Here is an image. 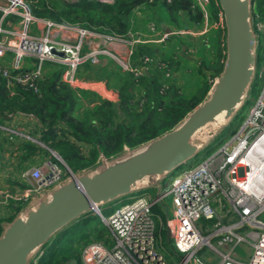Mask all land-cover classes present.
Returning a JSON list of instances; mask_svg holds the SVG:
<instances>
[{"label":"built area","instance_id":"2783aa9c","mask_svg":"<svg viewBox=\"0 0 264 264\" xmlns=\"http://www.w3.org/2000/svg\"><path fill=\"white\" fill-rule=\"evenodd\" d=\"M192 1L206 20L210 16L207 4L217 5V0ZM143 3L136 7H144ZM217 16L222 23L220 10ZM257 20L260 19L256 16L253 21ZM261 22L255 27L264 42V19ZM91 32L77 25L38 19L23 0H0V77L7 86L15 83L35 90L36 84L47 77L46 63H53L63 66L60 80L71 87L83 88L82 81L75 77L76 68L87 61L93 63L103 54L121 55L127 42L120 37ZM256 73L244 99L252 104L243 119L234 125V131L226 133L204 159L163 180L153 198L135 195L107 217L97 209L112 244L106 247L100 240L84 244L75 264H170L155 248L156 217L151 211L152 205L165 197L171 205V217L166 221L169 241L173 253L181 254L173 264H188L203 248L212 250L217 258L215 264H264V68ZM104 90L108 91L103 84L95 92L101 96ZM0 128L6 131L7 142H12V135L29 137L19 132L20 129ZM209 130H202L197 138L205 143L216 134L215 129ZM33 139L30 138L38 143ZM105 160L99 154L93 166ZM60 167L44 159L39 166L22 171L20 177L27 185L13 192L0 190V211L22 203L24 209L68 180L72 172L65 169L68 175L64 176ZM214 219L217 220L207 225ZM224 219L231 220L230 224H223ZM245 227L252 231H246ZM157 238L160 240L159 235ZM245 242L250 247L248 258L233 256V247Z\"/></svg>","mask_w":264,"mask_h":264},{"label":"trees","instance_id":"16d2710c","mask_svg":"<svg viewBox=\"0 0 264 264\" xmlns=\"http://www.w3.org/2000/svg\"><path fill=\"white\" fill-rule=\"evenodd\" d=\"M23 1L29 7L31 14L38 19L77 25L99 34L119 37H124L122 34L126 31L130 18L135 25L138 23L139 16L134 17L132 8L142 2H145L143 4L146 8L156 7V12L162 9L166 15L174 18L173 22L177 20L178 11L187 15L191 12L199 15L200 12L190 0ZM253 2L254 0H251V6ZM252 9L251 20L254 17ZM254 10H257L261 16L264 15L259 7ZM218 11V5L211 11L210 19L214 22L219 21ZM212 49L210 61L200 58L194 63L193 69H190L191 77L194 78L192 84L189 80L187 84H179L181 76H178L177 84L167 82L168 70L171 71V75L179 72L180 64L175 58L177 54L175 49H172L171 54L168 55L163 48L158 46L150 48L142 43H136L130 53L131 66L136 68L139 65L140 68L145 69L144 71L141 69L139 74L107 68L111 63L108 57L104 66H94L85 62L76 68L75 77L79 80H103L106 88L116 98L115 101L113 98L104 99L95 91L69 86L60 80L63 66L53 63H46L47 77L36 84L35 90L15 83L7 86L5 80L0 77V118L15 113L31 115L35 119V132L39 133L36 138L38 143L24 140L22 146L25 152L21 156L22 159L30 158V155L34 156L35 152H42L47 155L45 159L63 167L54 157L55 153L72 173L78 174L80 171L92 168L99 154L107 159L115 157L123 153L124 147L129 149L137 147L172 129L188 112L201 103L222 69L225 51L223 24L220 29H215V45ZM156 60L161 61V64ZM182 71L184 73V69L180 71V75ZM241 108L214 136L215 145H218L226 132L234 131V126L231 130L228 129L230 124L235 125L243 119L244 112ZM39 141L44 143L46 148L40 146ZM207 145L199 152L212 148ZM82 149H85V154L82 153ZM167 175L163 180L170 177ZM15 209L18 210V207ZM151 211L156 217L155 229L157 228L159 237L167 241L165 227L170 217L164 214V211L162 213L161 203H155ZM1 212L8 214L1 209L0 223L2 218H7L8 222L9 215L2 217ZM212 221L209 220L207 225ZM57 236L49 239L36 251L37 254L39 251L41 253L37 257L38 264L60 262L55 253L57 246L54 239ZM94 240L96 239L90 241ZM72 259L79 262V254Z\"/></svg>","mask_w":264,"mask_h":264},{"label":"water","instance_id":"95a60500","mask_svg":"<svg viewBox=\"0 0 264 264\" xmlns=\"http://www.w3.org/2000/svg\"><path fill=\"white\" fill-rule=\"evenodd\" d=\"M224 28V61L206 98L172 129L93 166L40 195L0 233V264H28L33 253L63 227L100 205L156 186L192 158L204 140L199 133L227 125L242 107L252 84L256 38L251 29V0H217ZM169 231L167 230V239Z\"/></svg>","mask_w":264,"mask_h":264},{"label":"rangeland","instance_id":"374dc122","mask_svg":"<svg viewBox=\"0 0 264 264\" xmlns=\"http://www.w3.org/2000/svg\"><path fill=\"white\" fill-rule=\"evenodd\" d=\"M64 1L67 2L69 0H64ZM192 5H193V3H192ZM258 7H259V10L262 12V14H264V0H256V3L254 0V2L252 3V6H251V8H253L252 9V15L254 16L252 20L250 17L251 26H252V30H253L254 34H256V64H255V69H254L255 70L254 75L257 74L256 73L257 69H258V71H261L264 68V42H263L262 36H260V33L258 31H256V27H255L256 24L261 25V23H262L261 21H263L264 15L261 16V14L259 12H257V10H254V8H258ZM212 8H213V6H212L211 2L209 4H207V9H208L209 15L211 14L210 11ZM132 12L134 13V17L139 16V18L137 19L138 23H137V25H135L134 23H132V19L131 18L129 19L128 27H127L126 31L124 32V34H122L124 37H120L124 41H127L123 47L122 54L120 55V53H116V54H114V56H108V55L106 56L103 54L101 56H98L97 59L93 63H90L89 61H87L88 63H90L91 65H94V66H104L105 62H106V58L108 57L111 59V63H110V66H107V68H111L112 70H122L123 72L130 71V72H133L135 74L141 73V71H140L141 69L143 71L145 70L144 68H140L139 65H137L136 68L131 66V64H130L131 48L134 47L136 43L147 44L148 47H150V48H153L155 45L157 47V43H155L153 40L156 37V34L160 32V28L158 27V23L160 21H166V13L162 9L156 12V7H155V9L146 8V5L144 7H141V6L134 7V8H132ZM256 16L261 21L260 20L253 21ZM220 27H222L221 21H219V24H217V26H215V28L220 29ZM80 28H82V27H80ZM82 29L87 30L89 32L91 31V30H88L85 28H82ZM93 32H95V31H92L91 33H93ZM95 33H97V32H95ZM104 35H106V34H104ZM110 36L119 37V36H115V35H110ZM157 36H158V34H157ZM9 56L10 55L7 54V57H9ZM112 65H114V66H112ZM115 65L117 67H119L120 69H117V67ZM161 68H163V67L161 66ZM45 73L47 74V71H45ZM77 80H79V79H77ZM82 83L86 87V88L83 87L82 89H87V90H91V91L99 90L101 88V86L104 84L103 80L102 81L86 80V81H82ZM104 86H105V84H104ZM106 89H108V88H106ZM108 91L104 90L101 97L104 99H107V100H110V98L112 99V97H114V95H112V93H109ZM256 94H257V87L253 89L252 97L255 98ZM113 100L115 101L116 98L114 97ZM251 104H252L251 100L244 101L242 108H241L242 112L245 113ZM26 117L30 120H33L34 122L31 126L30 130H23L22 129L19 132L29 136L27 139H23V140H30V138H33V135L30 134L31 131L36 130V125L34 124L35 119L31 115L30 116L27 115ZM223 126L224 125H221V127L219 129H215L216 134H218V132L220 131V129ZM233 126H234V123L230 124L228 129L231 130L233 128ZM207 129L211 130L212 128L209 127ZM226 133L221 137V139L226 135ZM214 136L209 138L204 143V146H206L208 144L207 146L214 147L215 146ZM35 140L37 141V139H35ZM30 141H32V140H30ZM13 142L16 143L15 140H13ZM41 144H44V143H41ZM22 145H23V143L21 144V146ZM212 150H213V148H208V149L203 150L201 152H197L192 158L188 159L185 163L181 164L179 167L174 169L167 176H170V177L174 176L179 171L192 167L193 165H195L196 163H198L199 161L204 159L206 156H208L212 152ZM85 152H86L85 149H82V153L85 154ZM4 154L6 155V151L0 150V190L7 192V190L12 191L13 183H12L11 178L13 176L9 172V170L6 169L8 167V165H7V167L4 166V163L5 164L8 163V160L7 161L4 160ZM60 168L63 172V175L67 176L68 172H66L63 167H60ZM12 169H13L12 172L15 173L16 168L12 166L11 170ZM170 177H168L167 179H169ZM14 182L18 185L17 187H15L18 190L23 189L27 185V183L22 178H20L19 176L16 179H14ZM29 183H32V181H30ZM153 192H154L153 189L138 190L136 192H131L130 194L122 196V197L115 199L113 201H110L106 204L100 205L98 207V210L100 211L101 214L103 213L102 215L104 217H107L116 208H118L121 205L129 202L132 199V197H134L135 195H140V194H144V193H146L148 195H152ZM223 203H224L225 208L229 207L228 203L225 202L224 200H223ZM23 206H24V203L18 204L16 206V207H18V210L15 209V207L9 208L8 210H6L8 212V214L1 212V216L6 217L9 215L8 219L12 220L16 215H18L21 212V210L23 209ZM218 213L220 214V211H218ZM84 216H82L83 218L80 221L75 220L77 222L74 221V223L63 227L60 231L56 232L53 236H51L49 238V239H51V238L53 239L54 236L58 235L56 237V239H54V241L56 242V246H57L55 253H56L57 259L60 261L57 264H75L76 262L72 259L73 256L78 255L81 246L90 240H93V239L100 240L102 242V244L106 247H109L112 244V242L110 241L109 233L105 234L106 229H105L100 217L98 216V214L95 211H90L89 213L85 214ZM83 219L85 221H82ZM216 220L217 219H214L212 221V223L215 222ZM8 222H7V218H2V221L0 223L1 224L0 225L1 231L4 229V227L7 225ZM222 223H223V220H222ZM245 230L246 231H248V230L252 231V229H250L248 227H245ZM154 234H155V239H154L155 248H157V250L164 256L165 260L168 263L173 264L175 261L178 260V257H180L181 254H179V253L174 254L170 243H168L163 238L161 239L159 237L160 240L157 238V236L159 234L157 228L154 229ZM159 241H160V244H159ZM211 242H212V244H214L213 240ZM39 253H40V251H39ZM39 253L37 254L35 252L32 254V256L30 258V264H38L37 263V259H38L37 257H38V255H40ZM232 253H233V256H235L236 258L245 260L249 256L250 247H249L248 243H246V242L245 243H239L233 247ZM216 259L217 258L214 257L212 250H209L207 248H203L201 251H199L197 254H195V256H193L188 261V264H204V263L210 264L211 260L214 261Z\"/></svg>","mask_w":264,"mask_h":264},{"label":"crops","instance_id":"0c3cea01","mask_svg":"<svg viewBox=\"0 0 264 264\" xmlns=\"http://www.w3.org/2000/svg\"><path fill=\"white\" fill-rule=\"evenodd\" d=\"M190 2L194 3L192 0H190ZM212 10L213 8L211 9V11ZM210 16L206 20L204 19L203 14H201V12H199V15L197 14L195 15V12H191L190 15H187L183 12L178 11L176 22L172 21L174 19L173 17L166 15V21H160L158 23L160 32L157 33L158 36L156 34V37L154 38L153 41L157 43L158 47L165 49L168 55L171 54L172 49H175L177 52L175 58L178 59L177 61L180 64L178 68L179 70L178 73H174L171 75V71L170 70L167 71L168 72L167 82L177 84L178 76H181V78L179 79V84H187L188 80H189V83L192 84L194 82V78L191 77L190 69H193L194 63L200 60V58L204 59L205 61L211 60V52L213 50L212 46L215 45V29H216L215 26L219 24V21L214 22V20L210 19ZM175 23L177 25H174ZM156 61L158 62V64H161V61H158V60ZM182 69H184V73L182 71L180 75V71ZM82 86L86 88L84 84H82ZM110 93L112 92L110 91ZM33 122L34 121L28 119L25 116V114H19V113L8 114L4 116L3 118H0V127L11 129V130L12 129L30 130ZM30 134L33 135L34 139H36L39 136V133L35 131H31ZM6 139H7L6 131L0 128V150L6 151V155L4 154V160L6 161L8 160V163L6 164L4 163V166L7 167L8 165L6 169L9 170V172L13 176L11 178L12 183H13L12 185V192H13L16 190L15 187L18 186L14 182V179H16L18 176L20 177V174L22 171L29 169L32 166H39L41 162L45 158H47L46 157L47 155H44L42 152H35L34 156L30 155V158L25 157L24 159H22L21 156L25 152L23 150V146H21V144L24 141L23 138H19L18 135H12V139L15 140L16 143H14L13 140L12 142H7ZM41 143L39 142L40 146L46 148V146ZM12 166L16 168L15 173L12 172L13 169L11 170ZM90 169L91 167L84 171L88 172ZM162 185H163V180L160 181L156 186H152L148 188V189L154 190L152 195H148L146 193L144 194L148 197L153 198L154 195L158 193L157 187L159 186L160 188L162 187ZM155 203H161L162 213L164 211V214H168V216L171 217V205H170V200L168 197H165ZM14 207L15 206L11 204L7 208V210L9 208H14ZM230 221L231 220L229 219H226V220L224 219L223 224H230L229 223ZM104 227L106 228L105 225ZM165 236L167 239V227H165ZM167 242L170 243L169 237L167 239ZM216 262H217V259L214 261L211 260L210 264H215Z\"/></svg>","mask_w":264,"mask_h":264},{"label":"bare ground","instance_id":"6f19581e","mask_svg":"<svg viewBox=\"0 0 264 264\" xmlns=\"http://www.w3.org/2000/svg\"><path fill=\"white\" fill-rule=\"evenodd\" d=\"M103 214V213H102Z\"/></svg>","mask_w":264,"mask_h":264}]
</instances>
